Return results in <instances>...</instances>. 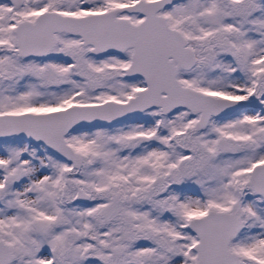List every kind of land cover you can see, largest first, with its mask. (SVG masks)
Returning a JSON list of instances; mask_svg holds the SVG:
<instances>
[{"label":"snow or ice","instance_id":"1","mask_svg":"<svg viewBox=\"0 0 264 264\" xmlns=\"http://www.w3.org/2000/svg\"><path fill=\"white\" fill-rule=\"evenodd\" d=\"M0 264H264V0H0Z\"/></svg>","mask_w":264,"mask_h":264}]
</instances>
